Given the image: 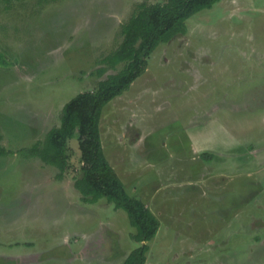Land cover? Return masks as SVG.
Wrapping results in <instances>:
<instances>
[{
    "label": "rangeland",
    "instance_id": "rangeland-1",
    "mask_svg": "<svg viewBox=\"0 0 264 264\" xmlns=\"http://www.w3.org/2000/svg\"><path fill=\"white\" fill-rule=\"evenodd\" d=\"M165 1L0 0V264H122L140 245L125 211L80 199L76 136L61 179L21 150L123 68L96 72L136 6ZM186 25L104 106V153L158 219L144 264H264V0Z\"/></svg>",
    "mask_w": 264,
    "mask_h": 264
},
{
    "label": "trees",
    "instance_id": "trees-1",
    "mask_svg": "<svg viewBox=\"0 0 264 264\" xmlns=\"http://www.w3.org/2000/svg\"><path fill=\"white\" fill-rule=\"evenodd\" d=\"M218 1L140 2L121 26V42L100 60L102 66L96 72L102 76L119 63L124 64L123 68L100 79L95 90L79 92L70 99L62 108L59 126L49 129L42 140H36L30 147L21 150L25 155L38 157L45 164L57 168L56 177L61 179L69 166V140L76 136L81 166L79 177H73V186L80 199L85 203H95L104 198L116 209L125 211L135 228L131 237L140 245L125 257L122 264L145 263L147 241L156 234L159 222L140 198L127 192L107 160L99 128L102 110L146 70L147 58L160 43L185 34L187 19L211 8Z\"/></svg>",
    "mask_w": 264,
    "mask_h": 264
},
{
    "label": "crops",
    "instance_id": "crops-1",
    "mask_svg": "<svg viewBox=\"0 0 264 264\" xmlns=\"http://www.w3.org/2000/svg\"><path fill=\"white\" fill-rule=\"evenodd\" d=\"M104 150V149H103Z\"/></svg>",
    "mask_w": 264,
    "mask_h": 264
}]
</instances>
